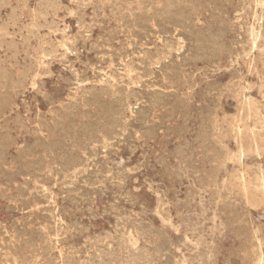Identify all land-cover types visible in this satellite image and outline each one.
Segmentation results:
<instances>
[{
  "label": "rangeland",
  "instance_id": "1",
  "mask_svg": "<svg viewBox=\"0 0 264 264\" xmlns=\"http://www.w3.org/2000/svg\"><path fill=\"white\" fill-rule=\"evenodd\" d=\"M132 1L133 2H131V0H1L0 253H2L1 255L3 257L0 255V264H20L21 262V264H52V261H55L53 264H91L93 261L95 264L97 261V264H119V261L120 264H212V262L213 264H264V187H262L263 185H261L259 180L260 172L264 174V34L257 39L252 37L253 33L259 31L262 22L264 25V0H174L177 7L179 6L178 10H182L181 12L185 21V24L183 23L182 26L173 22L175 14L172 11H166V16L169 21L166 23L161 21V13L165 12L164 0ZM144 2H148V4L145 3L144 5L146 6H144ZM116 4L123 7H118ZM152 6L156 8H152ZM120 8H122V11ZM110 10L111 12H109ZM184 10L186 12H184ZM212 10L213 12H211ZM134 12H136V15ZM137 13L140 14L137 15ZM134 15L137 20H134ZM128 16L130 17L128 18ZM140 16L143 18L140 19ZM131 18H133V20ZM139 21H141L142 24ZM217 21L219 22L217 23ZM134 22L138 23L135 25ZM172 24L174 26H172ZM41 27L43 29H41ZM109 30L110 32L108 33ZM217 30L222 32L218 33ZM140 33H142V35ZM104 41L106 42L104 43ZM199 41L200 45L197 44ZM202 41L203 43L201 44ZM208 43L210 44L209 46ZM132 45L136 46L133 47ZM197 45H199V47H196ZM189 46L190 48H188ZM215 47L218 50H216ZM220 50L221 53L219 54ZM214 53L215 56H213ZM151 56L156 58L152 59ZM198 56L200 58H198ZM203 56L205 60H203V58L201 59ZM151 61H153V63ZM182 61H185V63ZM138 63L141 64L139 65ZM147 63L148 65L145 66ZM177 63L178 65L176 66L175 64ZM213 63L215 64L213 65ZM142 66L145 67L143 68ZM147 72L150 73L149 76ZM143 73H146V75ZM142 74L144 75L143 77L141 76ZM179 75H181V77ZM167 77H170L173 82ZM155 82H157L159 86ZM177 86H179L178 89ZM132 90H134V93ZM180 91L182 93H180ZM91 94H93V96ZM149 94H155L157 96L153 95L152 97ZM62 99L63 102H61ZM75 102L79 103V105ZM84 102L88 104H83ZM98 103H100V105ZM180 103H183L182 106ZM172 106L175 108H173L174 112L171 111ZM103 107L106 108L104 109ZM115 113L122 117L117 116ZM158 113L160 115H158ZM187 113L189 115L185 121L184 117H186ZM103 115L104 117H102ZM123 115L125 116L123 117ZM169 115L171 118L166 119ZM206 116H208V118ZM114 119L116 120L115 122ZM144 119L147 122L150 119L151 121L147 123ZM163 119L165 120L163 121ZM119 120L121 121L119 122ZM206 120L207 122L204 123ZM186 122L189 123L187 124ZM170 125L174 128H171ZM108 126L111 128L108 129ZM116 126L119 127L116 128ZM142 127L144 129H142ZM150 127L153 129L156 128L154 130L157 132L153 129L152 131ZM157 127L160 128L158 129ZM187 127L188 129L190 128V130H188ZM112 128H114V132ZM162 128H165V131H161ZM148 129L151 130L152 133L155 132V134L152 135L151 132H148ZM167 129L168 132H166ZM176 129L179 131L177 132ZM140 130L142 131L140 132ZM118 132H122L123 135ZM136 132L138 133L136 134ZM110 133L113 136L112 138ZM165 134L167 135L165 136ZM177 134H179L178 136L181 141L178 140ZM208 134L209 136H207ZM128 136L131 137L130 140ZM149 136L154 137V139H151V137L149 139ZM88 137H90V139H88ZM137 137L139 139H137ZM206 137L207 141H205ZM35 142L38 143L35 144ZM128 144L130 145L128 146ZM47 147L48 149H46ZM206 147L208 149H206L207 151L205 152ZM181 148L185 149L182 150ZM195 148L199 149L196 150ZM193 149L196 151H193ZM257 149L259 152H256ZM21 150H23L22 153ZM47 150H50V152ZM181 150L183 152H181ZM191 151L193 153H191ZM69 152L73 157L70 156ZM90 152L92 153L89 154ZM93 152L95 153L93 154ZM202 152L204 155L201 154ZM63 153H66L65 156ZM177 153L179 157H177ZM191 154L193 156H191ZM74 155L76 156L74 157ZM159 157L161 163H159ZM40 158L41 160H39ZM186 158H190L187 164ZM202 158L204 161L201 160ZM26 160L31 162H25ZM11 161H13V164ZM17 161H19V164H17ZM163 161L165 163H163ZM67 163L69 164L67 165ZM160 164L161 166H159ZM211 164L213 165L211 166ZM166 165L170 170L167 169ZM210 166L213 168L211 169ZM66 167L69 169L67 170ZM186 167H190L191 169L188 168L185 170ZM152 168L154 169L152 170ZM191 170H193L194 174ZM207 171H209L210 174H208ZM196 172L197 174H195ZM179 173H181V175H179ZM169 174L171 177L174 174L173 178L169 177ZM111 175L113 176L111 177ZM35 176L38 177L34 178ZM162 176L164 178H161ZM196 177H199L198 182ZM46 179L50 180L47 181ZM124 180H126V182ZM38 181H40L39 184L37 183ZM89 183L91 184L89 185ZM111 183H113V185ZM188 183L190 186H188ZM201 183H204V185ZM27 184H29V187ZM241 185L244 187H241ZM27 187H33L34 189L30 190ZM40 191L41 193L39 194ZM22 192L24 193L22 194ZM34 192H36L34 196L36 197L37 195L36 199L33 196ZM27 194L30 197H28ZM69 194H71V196H69ZM78 196L80 197L78 198ZM198 196L200 199L197 198ZM155 197L160 199H158L159 202ZM28 198L29 200H27ZM37 199L39 200L37 201ZM40 199L42 202H40ZM83 201H85V203ZM25 202L26 204H24ZM20 203H23L25 206ZM186 203H188L189 206ZM27 204H30V206L28 205L26 207ZM90 205L91 207H88ZM113 206H115L116 210ZM30 207L31 210L28 209ZM48 208L49 212H46L45 209L48 211ZM18 209L20 211H18ZM124 211L127 212L125 213ZM191 211L193 212L191 213ZM42 212L47 215L44 214V217ZM131 212L133 214H131ZM208 212H212L211 214H213V217L209 214L210 218L209 215H207ZM31 213H33V215H31ZM37 213L40 216H38ZM140 213L143 214L144 218ZM125 214L129 216L126 217L124 216ZM28 215H30V217H28ZM26 216L27 219H25ZM21 217L24 218L21 219ZM118 217H120V220ZM132 217L137 220V223ZM225 217L227 218L225 219ZM212 218L214 221H212ZM184 219H186V221H184ZM44 221H46V223ZM124 221L126 224H124L125 226L123 229V226L120 224L124 223ZM24 222H27L28 225ZM127 222L129 224L135 222V226H133L132 223L129 225ZM181 222H183L182 225H180ZM48 223L50 224L48 225ZM164 223L169 224L164 225ZM222 223L225 226L221 225L222 227H220V229L219 226ZM78 224H81L80 227H77L79 226ZM192 224H194V226ZM22 226L28 231L27 233L25 231L23 232ZM136 226H139V228ZM39 227L41 228L40 230L37 229ZM189 227H191V230ZM15 228H17L19 233ZM147 228H150V231ZM153 228H156L155 231H157L153 232ZM214 229L217 231L215 230L213 233ZM85 230L88 232H85ZM49 231L50 233H48ZM76 231L78 232L76 233ZM146 231L147 233H145ZM196 231L198 232L195 233ZM15 232H17V234H15ZM229 232H232L231 235ZM20 234L24 235L23 238ZM40 234L42 235L41 237H39ZM46 234H49V236ZM212 234L214 235L212 236ZM96 235L100 236L98 237ZM114 235L119 236L115 237ZM139 235L141 237H139ZM107 236H109V238ZM167 236H170V239H168ZM220 236L221 238H219ZM52 237L54 238L52 239ZM100 237H102L101 240ZM44 238L48 241L46 242ZM33 239L34 243H32ZM49 239H52V241ZM171 239L172 241H169ZM40 240L44 241L41 242ZM121 240H123V242L126 241L123 243ZM2 241L4 243L6 242L5 244H7L8 241V245H3L4 243ZM106 241L108 242L105 244ZM182 241H185L186 244H182ZM46 243H49V246ZM98 243H100V245H98ZM117 243L119 245L116 246ZM180 243L181 245L179 246L178 244ZM19 244L22 249L19 247ZM182 245L183 247H181ZM6 246L10 248L7 249ZM84 246L89 248H85ZM127 246L128 251L124 249ZM156 246H162L161 249L165 252L159 250V247L156 248ZM44 247L47 249V252ZM151 247L155 248L157 252ZM200 249L201 252L199 251ZM29 250H34L36 253H32L33 251L30 253ZM90 250H95L94 254L98 257H94L93 252L90 253ZM108 250L109 253H112L109 254ZM39 251H42V256L39 254ZM43 251L45 253H43ZM145 251L146 253H144ZM171 251H173V253L175 252L174 255ZM100 252L106 254H101ZM148 252L149 254H147ZM140 253H142V255ZM150 253L152 254L151 256ZM38 254L40 257H38ZM106 255L109 257H106ZM29 257L31 258L30 261ZM128 257L135 261L132 262L133 260H128ZM228 257L231 258L229 259ZM69 258L73 259L70 260ZM125 259L129 262L127 260L125 261ZM47 260H49L48 263ZM72 260H74V262ZM82 260L86 261L84 262ZM148 260H150V263ZM171 260L173 261L171 262ZM6 261L9 262L7 263Z\"/></svg>",
  "mask_w": 264,
  "mask_h": 264
},
{
  "label": "bare ground",
  "instance_id": "2",
  "mask_svg": "<svg viewBox=\"0 0 264 264\" xmlns=\"http://www.w3.org/2000/svg\"><path fill=\"white\" fill-rule=\"evenodd\" d=\"M120 1H121V0H120ZM141 1H142V0H141ZM146 1H148V0H146ZM157 1H158V0H157ZM164 1H165V12H162V13H161V21H162L163 23H166L167 21H169V20H168V17L166 16V14H167L166 11H172V12L175 14L173 22L182 26L183 23L185 22V21H184V18H183V14H182V12H181L182 10H181V11L178 10V7H179V6L177 7V5H176V3L174 2V0H164ZM164 1H163V2H164ZM0 2H1V0H0ZM131 2H133V1L131 0ZM153 2H154V1H153ZM184 2H185V1H184ZM121 3H122V2H121ZM124 3H125V1H124ZM145 3L148 4V2H144L143 5H144ZM149 3H150V2H149ZM191 3H192V1H191ZM111 4H112V3H111ZM138 4H139V3H138ZM192 4H193V3H192ZM109 5H110V4H109ZM113 5H114V4H113ZM121 5H122V4H121ZM163 5H164V4H163ZM193 5H194V4H193ZM116 6H118V5L116 4ZM119 6H120V5H119ZM119 6H118V7H119ZM133 6H134V5H133ZM137 6H138V5H137ZM137 6H136V7H137ZM144 6H146V5H144ZM147 6H148V5H147ZM149 6H150V4H149ZM184 6H185V5H184ZM184 6H183V7H184ZM202 6H203V5H202ZM215 6H216V5H215ZM111 7H112V6H111ZM120 7H123V6H120ZM129 7H130V6H129ZM131 7H132V6H131ZM183 7H180V8H183ZM185 7H186V6H185ZM185 7H184V8H185ZM191 7H192V6H191ZM191 7H190V8H191ZM218 7H219V6H218ZM113 8H114V6H113ZM152 8H156V7H153V6H152ZM158 8H159V6H158ZM251 8H252V7H251ZM255 8H256V7H255ZM120 9H121V11H122V8H120ZM133 9H134V8H133ZM133 9H132V10H133ZM149 9H150V8H149ZM219 9H220V8H219ZM113 10H114V9H113ZM141 10H142V9H141ZM114 11H116V10H114ZM114 11H112V12H114ZM117 11H118V10H117ZM136 11H137V10H136ZM138 11H139V10H138ZM94 12H95V11H94ZM109 12H111V10H110ZM131 12H132V11H131ZM131 12H130V13H131ZM184 12H186V11L184 10ZM211 12H213V10H212ZM79 13H80V12H79ZM134 13H135V15H136V12H134ZM140 13H141V12H140ZM140 13H139V14H140ZM142 13H144V12H142ZM153 13H154V12H153ZM103 14H104V12H103ZM103 14H102V15H103ZM126 14H127V13H126ZM139 14L137 13V15H139ZM144 14H145V13H144ZM171 14H172V13H171ZM42 15H43V14H42ZM88 15H89V14H88ZM93 15H94V14H93ZM113 15H114V14H113ZM124 15H125V12H124ZM128 15H130V14H128ZM132 15H133V13H132ZM135 15H134V20L136 19V18H135ZM141 15H142V14H141ZM152 15H153V14H152ZM156 15H157V14H156ZM156 15H155V16H156ZM158 15H160V14H158ZM234 15H235V14H234ZM91 16H92V15H91ZM126 16H127V15H126ZM147 16H148V15H147ZM225 16H226V15H225ZM43 17H44V16H43ZM122 17H124V16H122ZM129 17H130V16H128V18H129ZM156 17H157V16H156ZM156 17H155V18H156ZM217 17H219V16H217ZM228 17H229V16H228ZM17 18H18V17H17ZM100 18H102V17H100ZM124 18H126V17H124ZM138 18H139V16H138ZM141 18H143V17L140 16V19H141ZM155 18H154V19H155ZM209 18H210V17H209ZM97 19H98V18H97ZM103 19H104V18H103ZM122 19H123V18H122ZM131 19L133 20V18H131ZM146 19H147V18H146ZM126 20H127V19H126ZM136 20H137V19H136ZM147 20H148V19H147ZM150 20H151V19H150ZM189 20H190V19H189ZM17 21H18V20H17ZM51 21H52V20H51ZM76 21H77V20H76ZM99 21H100V20H99ZM155 21H156V20H155ZM161 21H160V22H161ZM260 21H261V20H260ZM54 22H55V21H54ZM104 22H105V21H104ZM116 22H117V20H116ZM123 22H124V21H123ZM129 22H130V21H129ZM132 22H133V21H132ZM139 22L141 23V21H139ZM218 22H219V21H217V23H218ZM100 23H101V22H100ZM137 23H138V22H137ZM137 23L134 22L135 25H136ZM140 23H139V24H140ZM150 23H151V21H150ZM163 23H162V24H163ZM207 23H208V22H207ZM101 24H102V23H101ZM125 24H126V23H125ZM128 24H130V23H128ZM141 24H142V23H141ZM141 24H140V25H141ZM145 24H147V23H145ZM156 24H157V23H156ZM176 24H175V25H176ZM184 24H185V23H184ZM220 24H221V23H220ZM220 24H219V25H220ZM126 25H127V24H126ZM147 25H148V24H147ZM147 25H146V26H147ZM153 25H154V24H153ZM209 25H210V23H209ZM68 26H69V25H68ZM76 26H77V25H76ZM127 26H128V25H127ZM130 26H132V25H130ZM130 26H129V27H130ZM157 26H158V25H157ZM172 26H174V25L172 24ZM177 26H178V25H177ZM247 26H248V25H247ZM44 27H45V26H44ZM123 27H126V26H123ZM140 27H141V26H140ZM165 27H166V26H165ZM169 27H170V26H169ZM211 27H212V26H211ZM211 27H210V28H211ZM116 28H117V27H116ZM208 28H209V27H208ZM222 28H223V27H222ZM225 28H226V27H225ZM263 28H264V25H263V22H262V24H261L260 27H259V31H257L256 33H253V34H252V37L255 38V39H257L258 37H262V35L264 34V30H263ZM41 29H43V28L41 27ZM152 29H153V28H152ZM188 29H189V28H188ZM188 29H187V30H188ZM196 29H197V27H196ZM223 29H224V28H223ZM135 30H136V28H135ZM138 30H139V29H138ZM138 30H137V31H138ZM162 30H163V29H162ZM172 30H173V29H172ZM172 30H170V31H172ZM211 30H212V29H211ZM211 30H209V31H211ZM219 30H220V29H219ZM247 30H249V29H247ZM111 31H113V30H111ZM117 31H118V30H117ZM141 31H142V30H141ZM165 31H166V30H165ZM190 31H191V30H190ZM193 31H194V29H193ZM200 31H201V30H200ZM217 31H218V30H217ZM226 31H227V30H226ZM245 31H246V30H245ZM31 32H32V31H31ZM109 32H110V30L108 31V33H109ZM113 32H114V31H113ZM119 32H120V31H119ZM127 32H128V31H127ZM132 32H133V31H132ZM220 32H222V31H220ZM220 32L218 31V33H220ZM142 33H143V32H142ZM142 33H140V34L142 35ZM175 33H176V31H175ZM189 33H190V32H189ZM208 33H209V32H208ZM36 34H37V33H36ZM129 34H130V33H129ZM137 34H138V32H137ZM169 34H170V33H169ZM183 34H184V32H183ZM197 34H198V33H197ZM211 34H212V33H211ZM213 34H214V33H213ZM221 34H222V33H221ZM39 35H40V34H39ZM107 35H108V34H107ZM135 35H136V34H135ZM143 35H144V33H143ZM209 35H210V34H209ZM214 35H215V34H214ZM29 36H30V35H29ZM100 36H101V35H100ZM116 36H117V35H116ZM215 36H216V35H215ZM215 36H213V37H215ZM138 37H139V34H138ZM154 37H155V36H154ZM180 37H181V36H180ZM192 37H193V36H192ZM106 38H107V37H106ZM201 38H203V37H201ZM201 38H199V39H201ZM204 38H205V37H204ZM236 38H237V37H236ZM96 39H97V38H96ZM135 39H136V38H135ZM179 39H180V38H179ZM25 40H26V39H25ZM86 40H87V39H86ZM136 40H137V39H136ZM147 40H148V39H147ZM150 40H151V39H150ZM131 41H133V40H131ZM151 41H153V40H151ZM158 41H159V40H158ZM158 41H157V42H158ZM182 41H183V40H182ZM203 41H204V40H203ZM203 41L201 42V44L203 43ZM211 41H212V39H211ZM215 41H216V40H215ZM105 42H106V41H104V43H105ZM111 42H112V41H111ZM126 42H127V40H126ZM136 42H137V41H136ZM195 42H196V41H195ZM209 42H210V41H209ZM11 43H12V42H11ZM139 43H140V42H139ZM148 43H149V42H148ZM171 43H172V42H171ZM216 43H217V42H216ZM83 44H84V43H83ZM140 44H141V43H140ZM146 44H147V43H146ZM154 44H155V43H154ZM197 44L200 45V41H199V43H197ZM206 44H207V41H206ZM248 44H249V43H248ZM7 45H8V44H7ZM12 45H13V44H12ZM90 45H91V44H90ZM107 45H108V44H107ZM133 45H134V44H133ZM133 45H132V46H133ZM136 45H137V43H136ZM136 45H135V46H136ZM138 45H139V44H138ZM170 45H171V44H170ZM181 45H183V44H181ZM199 45H197L196 47H199ZM209 45H210V44L208 43V46H209ZM112 46H114V45H112ZM132 46H131V47H132ZM135 46H133V47H135ZM166 46H167V45H166ZM214 46H215V45H214ZM216 46H217V45H216ZM250 46H251V45H250ZM110 47H111V46H110ZM127 47H129V46H127ZM133 47H132V48H133ZM139 47H140V46H139ZM145 47H146V46H145ZM192 47H193V46H192ZM192 47H191V48H192ZM212 47H213V46H212ZM94 48H95V47H94ZM118 48H119V47H118ZM124 48H125V47H124ZM132 48H131V49H132ZM157 48H158V47H157ZM188 48H190V46H189ZM201 48H203V47H201ZM213 48H214V47H213ZM219 48H220V47H219ZM224 48H225V47H224ZM107 49H108V48H107ZM158 49H159V48H158ZM195 49H197V48H195ZM215 49H216V47H215ZM232 49H233V48H232ZM64 50H65V49H64ZM104 50H105V49H104ZM127 50H128V49H127ZM135 50H136V49H135ZM139 50H141V49H139ZM174 50H175V47H174ZM187 50H188V49H187ZM190 50H191V49H190ZM206 50H207V49H206ZM216 50H218V49H216ZM253 50H254V49H253ZM71 51H72V50H71ZM77 51H78V50H77ZM123 51H124V50H123ZM131 51H132V50H131ZM163 51H164V50H163ZM175 51H176V50H175ZM177 51H178V49H177ZM191 51H192V50H191ZM195 51H196V50H195ZM198 51H199V50H198ZM198 51H197V52H198ZM202 51H203V50H202ZM97 52H98V51H97ZM133 52H134V51H133ZM144 52H145V51H144ZM197 52H196V53H197ZM204 52H206V51H204ZM211 52H212V51H211ZM213 52H215V51H213ZM218 52H219V51H218ZM252 52H253V51H252ZM95 53H96V52H95ZM121 53H122V52H121ZM123 53L125 54V51H124ZM128 53H129V52H128ZM146 53H147V52H146ZM146 53H145V54H146ZM159 53H160V52H159ZM220 53H221V50H220L219 54H220ZM4 54H5V53H4ZM96 54H97V53H96ZM149 54H150V52H149ZM162 54H163V53H162ZM175 54H176V53H175ZM198 54H199V52H198ZM203 54H205V53H203ZM216 54H217V53H216ZM25 55H26V54H25ZM94 55H95V54H94ZM101 55H102V54H101ZM110 55H111V54H110ZM122 55H123V54H122ZM126 55H127V53H126ZM146 55H147V54H146ZM152 55H153V54H152ZM165 55H166V54H165ZM195 55H196V54H195ZM195 55H194V56H195ZM209 55H210V54H209ZM47 56H48V55H47ZM95 56H96V55H95ZM136 56H137V55H136ZM140 56H141V55H140ZM153 56H154V55H153ZM160 56H161V55H160ZM213 56H215V53H214ZM11 57H12V56H11ZM33 57H34V56H33ZM104 57H105V56H104ZM104 57H103V58H104ZM126 57H128V56H126ZM146 57H147V56H146ZM151 57H152V56H151ZM168 57H169V56H168ZM172 57H173V56H172ZM195 57H196V56H195ZM217 57H218V56H217ZM217 57H215V58H217ZM96 58H97V57H96ZM153 58H156V57H152V59H153ZM183 58H185V57H183ZM198 58H200V57L198 56ZM202 58H203V60H205L204 56L201 57V59H202ZM207 58H208V57H207ZM212 58H214V57H212ZM212 58H211V59H212ZM30 59H31V58H30ZM30 59H29V60H30ZM122 59H123V58H122ZM193 59H194V57H193ZM201 59H199V60L202 61ZM23 60H24V59H23ZM33 60H34V59H33ZM172 60H173V59H172ZM34 61H35V60H34ZM79 61H80V60H79ZM102 61H103V60H102ZM153 61H155V60H153ZM153 61H151V62L153 63ZM173 61H174V60H173ZM185 61H187V60H185ZM185 61H182V62L185 63ZM191 61H192V60H191ZM193 61H194V60H193ZM133 62H134V61H133ZM176 62H177V61H176ZM187 62H188V61H187ZM195 62H197V61H195ZM236 62H237V61H236ZM144 63H145V62H144ZM148 63H149V62H148ZM148 63L145 64V66H147ZM152 63H149V64H152ZM192 63H193V62H192ZM217 63H218V62H217ZM133 64H134V63H133ZM136 64H137V63H136ZM138 64H139V63H138ZM140 64H141V63H140ZM140 64H139V65H140ZM214 64H215V63H213V65H214ZM87 65H88V64H87ZM97 65H98V64H97ZM143 65H144V64H143ZM155 65H156V64H155ZM164 65H165V64H164ZM175 65L177 66L178 63L175 64ZM145 66H142V67L144 68ZM248 66H249V65H248ZM101 67H102V66H101ZM165 67H167V66H165ZM178 67H179V66H178ZM178 67H176V68H178ZM43 68H44V67H43ZM98 68H99V66H98ZM148 68H149V67H148ZM173 68H174V67H173ZM229 68H230V67H229ZM137 69H138V68H137ZM171 69H172V67H171ZM45 70H46V69H45ZM76 70H77V69H76ZM141 70H142V69H141ZM146 70H147V69H146ZM25 71H26V70H25ZM137 71H138V70H137ZM147 71H148V70H147ZM4 72H5V71H4ZM27 72H29V71H27ZM149 72H150V71H149ZM29 73H30V72H29ZM109 73H110V72H109ZM141 73H142V72H141ZM147 73H148V72H147ZM21 74H22V73H21ZM48 74H49V73H48ZM92 74H93V73H92ZM143 74H144V73H143ZM143 74L141 75L142 77H143L144 75H146V73H145L144 75H143ZM149 74H150V73H148V76H149ZM165 74H166V73H165ZM178 74H179V73H178ZM192 74H194V73H192ZM4 75H5V74H4ZM95 75H96V74H95ZM21 76H22V75H21ZM27 76H29V75H27ZM139 76H140V75H139ZM152 76H153V75H152ZM159 76H160V75H159ZM179 76L181 77V75H179ZM186 76H187V75H186ZM203 76H204V74H203ZM145 77H146V76H145ZM5 78H6V77H5ZM5 78H4V79H5ZM91 78H92V77H91ZM167 78H168V77H167ZM171 78H172V75H171ZM10 79H11V78H10ZM18 79H19V78H18ZM26 79H27V78H26ZM30 79H31V78H30ZM153 79H154V78H153ZM161 79H162V78H161ZM161 79H160V80H161ZM168 79H170V77H169ZM176 79H177V78H176ZM183 79H184V78H183ZM208 79H209V78H208ZM23 80H24V79H23ZM27 80H28V79H27ZM27 80H26V81H27ZM117 80H118V79H117ZM136 80H137V79H136ZM170 80H171V79H170ZM177 80H178V79H177ZM120 81H121V80H120ZM139 81H140V80H139ZM171 81H172V80H171ZM11 82H12V81H11ZM23 82H25V81H23ZM117 82H118V81H117ZM164 82H165V81H164ZM172 82H173V81H172ZM174 82H175V81H174ZM201 82H202V81H201ZM8 83H9V82H8ZM155 83L157 84V82H155ZM187 83H188V80H187ZM246 83H247V82H246ZM29 84H31V83H29ZM74 84H75V83H74ZM110 84H111V83H110ZM123 84H124V83H123ZM173 84H175V83H173ZM182 84H183V82H182ZM247 84H248V83H247ZM15 85H16V84H15ZM20 85H21V84H20ZM22 85H23V84H22ZM24 85H25V84H24ZM157 85H158V84H157ZM157 85H156V87H157ZM158 86H159V85H158ZM187 86H189V85H187ZM35 87H36V86H35ZM91 87H92V86H91ZM124 87H125V86H124ZM164 87H165V86H164ZM178 87H179V86H177V89H178ZM180 87H181V86H180ZM189 87H190V86H189ZM209 87H210V86H209ZM31 88H32V87H31ZM71 88H72V87H71ZM93 88H94V87H93ZM99 88H100V87H99ZM127 88H128V87H127ZM95 89H96V88H95ZM95 89H94V90H95ZM100 89H101V88H100ZM124 89H125V88H124ZM175 89H176V88H175ZM177 89H176V90H177ZM192 89H195V88H192ZM207 89H208V87H207ZM67 90H68V89H67ZM91 90H92V89H91ZM107 90H108V89H107ZM112 90H113V89H112ZM125 90H126V89H125ZM219 90H220V89H219ZM89 91H90V89H89ZM102 91H103V89H102ZM118 91H119V90H118ZM149 91H151V90H149ZM165 91H166V90H165ZM173 91H174V90H173ZM106 92H107V91H106ZM108 92H109V91H108ZM132 92L134 93V90H132ZM153 92H154V91H153ZM257 92H258V91H257ZM90 93H91V92H90ZM90 93H89V94H90ZM96 93H97V92H96ZM98 93H100V92H98ZM180 93H182V92L180 91ZM185 93H186V92H185ZM185 93H184V94H185ZM5 94H6V93H5ZM108 94H109V93H108ZM129 94H130V93H129ZM138 94H139V93H138ZM162 94H163V93H162ZM81 95H82V94H81ZM91 95L93 96V94H91ZM147 95H148V94H147ZM149 95H150V94H149ZM153 95H155V94H153ZM153 95H150V96L153 97ZM158 95H160V94H158ZM163 95H165V94H163ZM177 95H178V94H177ZM177 95H176V97H177ZM208 95H209V94H208ZM122 96H123V95H122ZM122 96H121V97H122ZM124 96H125V95H124ZM135 96H136V95H135ZM155 96H157V95H155ZM155 96H154V97H155ZM71 97H72V96H71ZM83 97H84V96H83ZM114 97H115V96H114ZM131 97H132V96H131ZM148 97H149V96H148ZM164 97H166V96H164ZM178 97H179V96H178ZM192 97H193V96H192ZM50 98H51V97H50ZM61 98H62V97H61ZM65 98H66V97H65ZM122 98H123V97H122ZM156 98H157V97H156ZM47 99H48V98H47ZM114 99H115V98H114ZM175 99H176V98H175ZM190 99H191V97H190ZM211 99H212V98H211ZM48 100H49V99H48ZM81 100H82V98H81ZM86 100H87V99H86ZM86 100H85V101H86ZM97 100H98V99H97ZM97 100H96V101H97ZM112 100H113V98H112ZM116 100H117V99H116ZM125 100H126V99H125ZM138 100H139V99H138ZM164 100H165V99H164ZM182 100H183V99H182ZM191 100H192V99H191ZM221 100H222V99H221ZM236 100H237V99H236ZM263 100H264V97H263ZM1 101H2V100H1ZM67 101H69V100H67ZM96 101H95V102H96ZM110 101H111V100H110ZM152 101H153V100H152ZM170 101H171V100H170ZM179 101H180V100H179ZM210 101H211V100H210ZM212 101H213V100H212ZM3 102H4V101H3ZM61 102H63V99H62ZM89 102H90V101H89ZM99 102H100V101H99ZM112 102H113V101H112ZM173 102H174V101H173ZM173 102H172V103H173ZM177 102H178V101H177ZM180 102H181V101H180ZM183 102H184V101H183ZM191 102H192V101H191ZM47 103H48V102H47ZM75 103H76V102H75ZM75 103H74V104H75ZM108 103H109V102H108ZM175 103H176V102H175ZM53 104H54V103H53ZM71 104H72V103H71ZM76 104L79 105V103H76ZM83 104H86V105H87L88 103H85V102H84ZM98 104L100 105V103H98ZM123 104H124V101H123ZM126 104H127V102H126ZM150 104H151V103H150ZM178 104H179V103H178ZM180 104H181V103H180ZM182 104H183V103H182ZM182 104H181V106H182ZM57 105H58V104H57ZM86 105H85V106H86ZM92 105H93V104H92ZM108 105H109V104H108ZM158 105H159V104H158ZM164 105H165V104H164ZM172 105H173V104H172ZM175 105H177V104H175ZM184 105H185V104H184ZM197 105H198V104H197ZM97 106H98V105H97ZM116 106H117V105H116ZM124 106H125V104H124ZM186 106H187V105H186ZM188 106H189V105H188ZM48 107H49V106H48ZM71 107H72V106H71ZM98 107H99V106H98ZM168 107H169V106H168ZM103 108H104V107H103ZM105 108H106V107H105ZM105 108H104V109H105ZM108 108H109V107H108ZM108 108H107V110H108ZM114 108H115V107H114ZM148 108H150V107H148ZM153 108H154V107H153ZM173 108H174V107L172 106V110H171V111L174 112ZM176 108H177V107H176ZM72 109H74V108H72ZM96 109H98V108H96ZM115 109H117V108H115ZM166 109H167V108H166ZM166 109H165V110H166ZM174 109H175V108H174ZM102 110H103V109H102ZM117 110H118V109H117ZM117 110H116V111H117ZM121 110H122V109H121ZM180 110H181V109H180ZM182 110H183V109H182ZM145 111H146V110H145ZM155 111H156V109H155ZM175 111H176V110H175ZM213 111H214V110H213ZM58 112H59V110H58ZM88 112H89V111H88ZM122 112H123V111H122ZM147 112H150V111H147ZM153 112H154V110H153ZM162 112H163V111H162ZM167 112H168V110H167ZM178 112H180V111H178ZM188 112H189V111H188ZM200 112H202V111H200ZM210 112H211V111H210ZM60 113H61V112H60ZM108 113H109V112H108ZM129 113H130V112H129ZM155 113H156V112H155ZM88 114H89V113H88ZM90 114H91V113H90ZM93 114H94V113H93ZM97 114H98V113H97ZM105 114H106V113H105ZM109 114H110V113H109ZM115 114H116V113H115ZM121 114H122V113H121ZM123 114H124V112H123ZM172 114H173V113H172ZM175 114H177V113H175ZM181 114H182V113H181ZM183 114H186V113H183ZM69 115H70V114H69ZM116 115L122 117V116L119 115V114H116ZM135 115H136V114H135ZM137 115H138V114H137ZM148 115H149V114H148ZM153 115H154V114H153ZM158 115H160V114L158 113ZM170 115H171V114H170ZM170 115H169V116H170ZM179 115H180V114H179ZM188 115H189V114L187 113L186 117H184V120L187 119V116H188ZM197 115H198V114H197ZM72 116H73V115H72ZM85 116H86V115H85ZM88 116H89V115H88ZM124 116H125V115H123V117H124ZM164 116H165V115H164ZM164 116H163V117H164ZM169 116H168V118H166V119L171 118V116H170V117H169ZM172 116H173V115H172ZM182 116H184V115H182ZM191 116H192V115H191ZM201 116H203V115H201ZM56 117H57V116H56ZM96 117H97V115H96ZM98 117H99V116H98ZM102 117H104V115H103ZM115 117H116V116H115ZM152 117H153V116H152ZM173 117H174V116H173ZM179 117H180V116H179ZM192 117H193V116H192ZM206 117L208 118V116H206ZM209 117H210V116H209ZM60 118H61V117H60ZM99 118H100V117H99ZM99 118H98V120H99ZM111 118H112V117H111ZM113 118H114V117H113ZM116 118H117V117H116ZM145 118H146V117H145ZM150 118H151V117H150ZM161 118H162V117H161ZM161 118H160V119H161ZM189 118H190V117H189ZM53 119H54V117H53ZM63 119H64V118H63ZM89 119H90V118H89ZM100 119H101V118H100ZM103 119H104V118H103ZM106 119H107V118H106ZM118 119H120V118H118ZM123 119H124V118H123ZM141 119H142V118H141ZM157 119H158V118H157ZM172 119H173V118H172ZM104 120H105V119H104ZM125 120H126V119H125ZM125 120H122V121H125ZM130 120H131V119H130ZM144 120H145V119H144ZM144 120H142V121H144ZM152 120H153V119H152ZM164 120H165V119H163V121H164ZM170 120H171V119H170ZM176 120H177V119H176ZM181 120H182V119H181ZM112 121H113V119H112ZM115 121H116V120L114 119V122H115ZM120 121H121V120H119V122H120ZM138 121H139V120H138ZM145 121H146V120H145ZM149 121H151V119H150ZM149 121H148V122H149ZM153 121H154V120H153ZM159 121H160V120H159ZM166 121H167V120H166ZM185 121H186V120H185ZM187 121H188V120H187ZM194 121H195V120H194ZM249 121H250V120H249ZM55 122H56V121H55ZM146 122H147V121H146ZM148 122H147V123H148ZM157 122H158V121H157ZM174 122H175V121H174ZM205 122H207V120L204 121V123H205ZM76 123H77V122H76ZM83 123H84V121H83ZM95 123H96V122H95ZM98 123H99V122H98ZM106 123H107V121H106ZM160 123H161V122H160ZM186 123H187V122H186ZM188 123H189V122H188ZM188 123H187V124H188ZM72 124H74V123H72ZM77 124H78V123H77ZM89 124H90V122H89ZM104 124H105V123H104ZM117 124H118V123H117ZM155 124H156V123H155ZM172 124H173V123H172ZM174 124H176V123H174ZM111 125H113V124H111ZM120 125H121V123H120ZM124 125H125V124H124ZM128 125H129V124H128ZM176 125H177V124H176ZM202 125H203V124H202ZM82 126H83V125H82ZM88 126H89V125H88ZM88 126H87V127H88ZM98 126H99V125H98ZM100 126H101V125H100ZM105 126H106V125H105ZM139 126H140V125H139ZM148 126H149V125H148ZM168 126H169V124H168ZM170 126H171V125H170ZM41 127H42V125H41ZM113 127H114V126H113ZM117 127H119V126H116V128H117ZM145 127H146V126H145ZM160 127H161V126H160ZM160 127H157V128L159 129ZM164 127H165V126H164ZM77 128H78V127H77ZM81 128H83V127H81ZM93 128H94V127H93ZM110 128H111V127L108 126V129H110ZM121 128H122V127H121ZM150 128H151V127H150ZM168 128H170V127H168ZM171 128H174V127L171 126ZM51 129H52V128H51ZM78 129H79V128H78ZM97 129H98V127H97ZM113 129H114V128H112V130H113ZM134 129H135V128H134ZM142 129H144V128L142 127ZM152 129H153V128H151V130H152ZM154 129H156V128H154ZM154 129H153V130H154ZM181 129H183V128H181ZM187 129H188V127H187ZM187 129H186V131H187ZM198 129H199V128H198ZM202 129H203V128H202ZM202 129H201V130H202ZM211 129H212V128H211ZM34 130H35V129H34ZM65 130H66V129H65ZM103 130H104V128H103ZM112 130H111V131H112ZM116 130H117V129H116ZM127 130H128V129H127ZM136 130H137V129H136ZM146 130H147V128H146ZM146 130H144V131H146ZM148 130H149V129H148ZM151 130H149L148 132H151V133H152L153 130H152V131H151ZM163 130L165 131V128H164V129L162 128L161 131H163ZM188 130H190V128H189ZM75 131H76V130H75ZM83 131H84V130H83ZM122 131H124V130H122ZM141 131H142V130H140V132H141ZM154 131H155V130H154ZM169 131H170V130H169ZM176 131H177V129H176ZM178 131H179V130H178ZM178 131H177V132H178ZM180 131H182V130H180ZM186 131H185V132H186ZM202 131H203V130H202ZM204 131H206V130H204ZM212 131H213V130H212ZM24 132H25V131H24ZM34 132H35V131H34ZM70 132H71V129H70ZM86 132H87V130H86ZM102 132H103V131H102ZM113 132H114V130H113ZM138 132H139V131H138ZM138 132H136V134H137ZM155 132H157V131H155ZM155 132L152 133V135L155 134ZM159 132H160V131H159ZM166 132H168V129H167ZM172 132H173V131H172ZM185 132H184V133H185ZM28 133H29V132H28ZM98 133H99V132H98ZM115 133H116V132H115ZM118 133H121V134L123 135L122 132H118ZM144 133H145V132H144ZM163 133H164V132H163ZM180 133H181V132H180ZM180 133H179V134H180ZM191 133H192V132H191ZM191 133H190V134H191ZM198 133H199V132H198ZM198 133H197V134H198ZM205 133H206V132H205ZM208 133H209V132H208ZM210 133H211V132H210ZM36 134H38V133H36ZM121 134H120V135H121ZM145 134H146V133H145ZM161 134H162V133H161ZM161 134H160V135H161ZM167 134H168V133H167ZM167 134H165V136H166ZM179 134H177V136H178ZM182 134H183V133H182ZM186 134H187V133H186ZM193 134H194V133H193ZM202 134H203V132H202ZM83 135H84V134H83ZM91 135H92V133H91ZM122 135H121V136H122ZM148 135H149V134H148ZM150 135H151V134H150ZM152 135H151V136H152ZM156 135H157V134H156ZM36 136H37V135H36ZM52 136H53V135H52ZM110 136H111V138L113 137L111 133H110ZM117 136H118V135H117ZM130 136H131V135H130ZM142 136H143V135H142ZM151 136H149L148 138L150 139ZM162 136H163V135H162ZM165 136H164V137H165ZM203 136H204V135H203ZM207 136H209V134H208ZM91 137H92V136H91ZM94 137H95V136H94ZM100 137H101V136H100ZM118 137H119V136H118ZM128 137H129V136H128ZM131 137H132V136H131ZM131 137H129V140L131 139ZM138 137H139V136H138ZM138 137H137V139H139ZM168 137H169V136H168ZM172 137H173V136H172ZM172 137H171V138H172ZM184 137H185V135H184ZM196 137H197V136H196ZM196 137H195V138H196ZM115 138H116V135H115ZM152 138L154 139V137H151V139H152ZM165 138H166V137H165ZM169 138H170V137H169ZM208 138H209V137H208ZM40 139H41V138H40ZM88 139H90V137H88ZM166 139H167V138H166ZM189 139H190V138H189ZM206 139H207V137L205 138V141H207ZM118 140H119V139H118ZM126 140H127V139H126ZM129 140H128V141H129ZM133 140H134V139H133ZM159 140H160V139H159ZM162 140H163V139H162ZM178 140H180V139H179V136H178ZM194 140H195V139H194ZM201 140H202V139H201ZM208 140H209V139H208ZM258 140H259V139H258ZM77 141H78V140H77ZM109 141H110V138H109ZM134 141H135V140H134ZM180 141H181V140H180ZM184 141H185V139H184ZM205 141H204V142H205ZM7 142H8V141H7ZM89 142H90V141H89ZM153 142H154V140H153ZM161 142H162V141H161ZM187 142H188V141H187ZM192 142H193V140H192ZM195 142H196V141H195ZM200 142H201V141H200ZM37 143H38V142H37ZM37 143L35 142V144H37ZM53 143H54V142H53ZM96 143H97V142H96ZM170 143H171V142H170ZM177 143H178V142H177ZM205 143H206V142H205ZM205 143H204V144H205ZM234 143H235V142H234ZM47 144H49V143H47ZM47 144H46V145H47ZM130 144H131V143H130ZM130 144H128V146H129ZM155 144H156V143H155ZM168 144H169V143H168ZM188 144H189V143H188ZM197 144H198V143H197ZM39 145H40V144H39ZM59 145H60V144H59ZM122 145H123V142H122ZM165 145H166V144H165ZM213 145H214V144H213ZM261 145H262V144H261ZM160 146H161V145H160ZM179 146H180V145H179ZM179 146H178V147H179ZM216 146H217V145H216ZM24 147H25V146H24ZM24 147H23V148H24ZM48 147H49V146H48ZM48 147H47L46 149H48ZM57 147H58V146H57ZM72 147H73V146H72ZM119 147H120V146H119ZM147 147H148V145H147ZM157 147H158V146H157ZM178 147H177V148H178ZM185 147H186V146H185ZM187 147H188V146H187ZM209 147H210V146H209ZM91 148H93V147H91ZM160 148H163V147H160ZM179 148H180V147H179ZM42 149H43V148H42ZM49 149H50V147H49ZM74 149H75V148H74ZM86 149H87V147H86ZM95 149H96V148H95ZM117 149H118V148H117ZM129 149H130V147H129ZM134 149H135V148H134ZM152 149H153V147H152ZM181 149L183 150V149H185V148H181ZM187 149H188V148H187ZM190 149H191V148H190ZM195 149H196V148H195ZM195 149H193V151H194ZM197 149H199V148H197ZM197 149H196V150H197ZM206 149H208V148H207V147L205 148V152L207 151ZM213 149H214V148H213ZM218 149H219V148H218ZM29 150H30V149H29ZM72 150H73V149H72ZM84 150H85V149H84ZM147 150H148V148H147ZM147 150H146V151H147ZM154 150H155V149H154ZM154 150H153V151H154ZM162 150H163V149H162ZM176 150H177V149H176ZM182 150H181V152H183ZM196 150H195V151H196ZM202 150H204V149H202ZM22 151H23V150H21V153H22ZM26 151H27V149H26ZM26 151H25V152H26ZM47 151L50 152V150H47ZM57 151H58V148H57ZM94 151H95V150H94ZM143 151H144V150H143ZM189 151H190V150H189ZM213 151H214V150H213ZM28 152H29V151H28ZM32 152H33V151H32ZM34 152H35V151H34ZM42 152H43V151H42ZM45 152H46V151H45ZM67 152H68V151H67ZM67 152H66V153H67ZM83 152H84V151H83ZM86 152H87V150H86ZM100 152H101V151H100ZM166 152H167V151H166ZM179 152H180V151H179ZM200 152H201V151H200ZM203 152H204V151H203ZM203 152H202L201 154L204 155ZM217 152H218V151H217ZM256 152H259L258 149L256 150ZM66 153H65V154H66ZM91 153H92V152H90L89 154H91ZM94 153H95V152H93V154H94ZM167 153H168V152H167ZM167 153H166V154H167ZM187 153H188V152H187ZM191 153H193V152L191 151ZM18 154H19V153H18ZM25 154H26V153H25ZM27 154H28V153H27ZM36 154H37V153H36ZM54 154H55V153H54ZM63 154H64V153H63ZM65 154H64V156H65ZM69 154H70V152H69ZM83 154H84V153H83ZM107 154H109V153H107ZM151 154H152V152H151ZM153 154H154V153H153ZM205 154H206V153H205ZM241 154H242V153H241ZM76 155H77V154H76ZM76 155H74V157H75ZM104 155H105V154H104ZM169 155H170V152H169ZM169 155H168V156H169ZM172 155H173V154H172ZM175 155H176V154H175ZM177 155H178V153H177ZM180 155H181V154H180ZM182 155H183V154H182ZM220 155H221V154H220ZM70 156H71V154H70ZM83 156H84V155H83ZM155 156H156V155H155ZM163 156H164V155H163ZM187 156H189V155H187ZM191 156H193V155L191 154ZM196 156H197V155H196ZM198 156H199V155H198ZM200 156H201V155H200ZM218 156H219V155H218ZM71 157H73V155H72ZM91 157H92V156H91ZM99 157H101V156H99ZM153 157H154V156H153ZM173 157H174V156H173ZM173 157H172V158H173ZM177 157H179V155H178ZM177 157H174V158H177ZM181 157H182V156H181ZM189 157H190V156H189ZM203 157H204V156H203ZM215 157H216V155H215ZM30 158H31V157H30ZM64 158H65V157H64ZM64 158H63V160H64ZM92 158H93V157H92ZM92 158H90V159H92ZM169 158H170V157H169ZM182 158H183V157H182ZM182 158H181V160H182ZM195 158H196V157H195ZM197 158H198V157H197ZM204 158H205V157H204ZM20 159H21V158H20ZM20 159H19V160H20ZM69 159H70V158H69ZM69 159H66V160H69ZM86 159H87V158H86ZM90 159H89V160H90ZM102 159H103V157H102ZM102 159H101V160H102ZM143 159H144V158H143ZM147 159H148V158H147ZM159 159H160V157H159ZM177 159H178V158H177ZM177 159H176V160H177ZM186 159H187V158H186ZM188 159H190V158H188ZM188 159H187V161L185 160V161H186V164H187V162H188ZM192 159H193V158H192ZM39 160H41V158H40ZM48 160H49V159H48ZM155 160H156V159H155ZM179 160H180V159H179ZM183 160H184V159H183ZM201 160H203V158H202ZM210 160H212V159H210ZM27 161H28V160H26L25 162H27ZM84 161H85V160H84ZM147 161H148V160H147ZM147 161H146V162H147ZM177 161H178V160H177ZM195 161H196V160H195ZM203 161H204V160H203ZM203 161H202V162H203ZM12 162H13V161H11V163H12ZM17 162H18L17 164H19V161H17ZM28 162H31V161H28ZM32 162H33V161H32ZM67 162H68V161H67ZM72 162H73V161H72ZM189 162H190V161H189ZM210 162H211V161H210ZM3 163H4V162H3ZM34 163H35V162H34ZM36 163H37V162H36ZM40 163H41V162H40ZM57 163H58V162H57ZM65 163H66V162H65ZM83 163H85V162H83ZM159 163H161V159H160V162H159ZM163 163H165V162L163 161ZM163 163H162V164H163ZM182 163H183V161H182ZM191 163H192V162H191ZM191 163H190V164H191ZM211 163H212V162H211ZM12 164H13V163H12ZM32 164H33V163H32ZM68 164H69V163H67V165H68ZM78 164H79V163H78ZM99 164H100V163H99ZM176 164H177V163H176ZM193 164H194V163H193ZM197 164H198V163H197ZM197 164H196V165H197ZM208 164H209V163H208ZM61 165H62V164H61ZM65 165H66V164H65ZM169 165H170V164H169ZM177 165H178V164H177ZM212 165H213V164H211V166H212ZM42 166H43V164H42ZM62 166H63V165H62ZM62 166H61V167H62ZM81 166H82V165H81ZM107 166H108V165H107ZM117 166H118V165H117ZM144 166H145V165H144ZM159 166H161V164H160ZM170 166H171V165H170ZM170 166H169V167H170ZM173 166H174V165H173ZM187 166H189V165H187ZM192 166H193V165H192ZM211 166H210V167H211ZM23 167H24V166H23ZM95 167H97V166H95ZM166 167H167V165H166ZM181 167H182V166H181ZM190 167H191V166H190ZM190 167H188V168H190ZM20 168H21V167H20ZM41 168H42V167H41ZM58 168H59V167H58ZM66 168H67V167H66ZM162 168H163V167H162ZM188 168L186 167V169H185V168H183V169L187 170ZM201 168H202V167H201ZM212 168H213V167H211V169H212ZM59 169H60V168H59ZM63 169H64V167H63ZM68 169H69V168H67V170H68ZM74 169H75V168H74ZM89 169H90V168H89ZM153 169H154V168H152V170H153ZM167 169H169V168L167 167ZM167 169H166V171H167ZM172 169H173V168H172ZM177 169H178V168H177ZM181 169H182V168H181ZM190 169H191V168H190ZM2 170H3V169H2ZM46 170H47V169H46ZM70 170H71V169H70ZM84 170H86V169H84ZM123 170H124V169H123ZM160 170H161V169H160ZM169 170H170V169H169ZM185 170H184V171H185ZM208 170H209V169H208ZM16 171H17V170H16ZM55 171H56V170H55ZM164 171H165V170H164ZM166 171H165V172H166ZM188 171H189V170H188ZM191 171L193 172V170H191ZM2 172H3V171H2ZM25 172H26V171H25ZM30 172H31V171H30ZM56 172H57V171H56ZM63 172H64V170H63ZM68 172H69V171H68ZM70 172H71V171H70ZM96 172H97V171H96ZM171 172H172V171H171ZM173 172H174V171H173ZM178 172H179V171H178ZM181 172H183V171H181ZM18 173H19V171H18ZM81 173H82V172H81ZM207 173L210 174L209 171H207ZM74 174H75V173H74ZM78 174H79V173H78ZM164 174H165V173H164ZM167 174H168V173H167ZM170 174H171V173H170ZM170 174H169V175H170ZM193 174H194V172H193ZM195 174H197V172H196ZM208 174H206V175H208ZM2 175H3V174H2ZM19 175H20V174H19ZM71 175H72V174H71ZM93 175H94V174H93ZM113 175H114V174H113ZM113 175H111V177H112ZM118 175H119V174H118ZM122 175H123V174H122ZM156 175H157V173H156ZM171 175H172V174H171ZM171 175H170L169 177H171ZM179 175H181V173H179ZM198 175H200V174H198ZM211 175H212V174H211ZM241 175H242V174H241ZM12 176H13V175H12ZM29 176H30V175H29ZM124 176L126 177L125 174H124ZM153 176H154V175H153ZM159 176H160V175H159ZM173 176H174V174H173ZM173 176H172L171 178H173ZM177 176H178V174H177ZM182 176H183V175H182ZM182 176H181V178H182ZM186 176H187V175H186ZM215 176H216V174H215ZM21 177H22V176H21ZM25 177H26V176H25ZM25 177H24V178H25ZM37 177H38V176H35L34 178H37ZM125 177H124V178H125ZM166 177H167V176H166ZM9 178H10V177H9ZM41 178H42V177H41ZM114 178H115V177H114ZM120 178H121V177H120ZM161 178H164V177L162 176ZM171 178H170V179H171ZM183 178H184V177H183ZM198 178H199V177H198ZM198 178L196 177L197 182H198V180H199ZM2 179H3V176H2ZM5 179H6V178H5ZM22 179H23V178H22ZM42 179H43V178H42ZM186 179H187V178H186ZM201 179H202V178H201ZM25 180H26V179H25ZM31 180H32V178H31ZM46 180H47V179H46ZM48 180H50V179H48ZM48 180H47V181H48ZM76 180H77V179H76ZM102 180H103V179H102ZM120 180H121V179H120ZM166 180H167V179H166ZM175 180H176V179H175ZM179 180H180V179H179ZM181 180H182V179H181ZM183 180H184V179H183ZM259 180H260V182H261V185H263L262 187H264V174H263V172H260V178H259ZM6 181H8V180H6ZM9 181H10V180H9ZM11 181H12V178H11ZM28 181H29V180H28ZM55 181H56V179H55ZM64 181H65V179H64ZM82 181H83V179H82ZM124 181L126 182V180H124ZM161 181H162V180H161ZM200 181H201V180H200ZM23 182H24V181H23ZM30 182H31V181H30ZM39 182H40V181H38L37 183L39 184ZM41 182H42V181H41ZM43 182H44V181H43ZM57 182H59V181H57ZM170 182H174V181H170ZM188 182H189V180H188ZM61 183H62V182H61ZM68 183H69V182H68ZM91 183H92V182H91ZM91 183H89V185H90ZM117 183H118V182H117ZM119 183H120V182H119ZM179 183H180V182H179ZM199 183H200V182H199ZM46 184H47V183H46ZM52 184H53V182H52ZM69 184H70V183H69ZM69 184H68V185H69ZM95 184H96V183H95ZM98 184H99V183H98ZM111 184L113 185V183H111ZM120 184H122V183H120ZM173 184H174V183H173ZM191 184H192V183H191ZM201 184L204 185V183H201ZM17 185H18V184H17ZM23 185H24V184H23ZM35 185H36V184H35ZM50 185H51V183H50ZM65 185H66V184H65ZM92 185H93V184H92ZM117 185H119V184H117ZM122 185H123V184H122ZM169 185H171V184H169ZM198 185H199V184H198ZM203 185H202V186H203ZM25 186H26V185H25ZM27 186L29 187V184H27ZM47 186H48V185H47ZM95 186H96V185H95ZM179 186H180V185H179ZM188 186H190L189 183H188ZM5 187H7V186H5ZM5 187H3V188L6 189ZM18 187H20V186H18ZM28 187H27V188H28ZM33 187H34V186H33ZM33 187H32V188H28V189L33 190L34 188H36V187H34V188H33ZM37 187H38V186H37ZM40 187H41V186H40ZM100 187H101V186H100ZM103 187H104V186H103ZM122 187H124V186H122ZM200 187H201V186H200ZM241 187H244V186L241 185ZM20 188H21V187H20ZM44 188L46 189L45 185H44ZM48 188H49V187H48ZM94 188H95V187H94ZM37 189H38V188H37ZM45 189H44V190H45ZM62 189H63V188H62ZM9 190H10V189H9ZM19 190H21V189H19ZM35 190H36V189H35ZM38 190H39V189H38ZM77 190H78V189H77ZM97 190H99V189H97ZM22 191H25V190H22ZM26 191H27V189H26ZM42 191H43V190H42ZM45 191H46V190H45ZM63 191H64V190H63ZM70 191H71V190H70ZM73 191H74V190H73ZM121 191H122V190H121ZM173 191H174V190H173ZM1 192H2V191H1ZM31 192H32V191H31ZM79 192H81V191H79ZM90 192H91V191H90ZM17 193H18V192H17ZM17 193H16V194H17ZM19 193H21V192H19ZM23 193H24V192H22V194H23ZM32 193H33V192H32ZM35 193H36V192H34L33 196L35 195ZM40 193H41V191L39 192V194H40ZM43 193H45V192H43ZM43 193H42V194H43ZM113 193H114V192H113ZM201 193H202V192H201ZM30 194H31V193H30ZM71 194H74V193H71ZM71 194H69V196H71ZM76 194H77V193H76ZM80 194H82V193H80ZM2 195H4V194H2ZM9 195H10V194H9ZM9 195H8V197H9ZM56 195H57V194H56ZM116 195H117V193H116ZM18 196H19V195H18ZM27 196H28V194H27ZM93 196H94V195H93ZM119 196H120V195H119ZM123 196H125V195H123ZM123 196H122V197H123ZM156 196H157V195H156ZM158 196H159V195H158ZM175 196H176V195H175ZM0 197H1V195H0ZM13 197H15V196H13ZM21 197H24V196H21ZM28 197H30V196H28ZM34 197H35V196H34ZM40 197H41V196H40ZM40 197H39V198H40ZM42 197H43V196H42ZM79 197H80V196H78V198H79ZM87 197H88V196H87ZM19 198H20V197H19ZM25 198H26V195H25ZM32 198H33V197H32ZM36 198H37V195H36L35 199H36ZM66 198H67V197H66ZM74 198H75V197H74ZM78 198H77V199H78ZM82 198H83V196H82ZM91 198H92V197H91ZM91 198H90V199H91ZM155 198H156V197H155ZM197 198H199V196H198ZM7 199H8V198H7ZM11 199H12V198H11ZM17 199H18V198H17ZM63 199H64V198H63ZM69 199H70V197H69ZM92 199H94V198H92ZM92 199H91V200H92ZM114 199H115V198H114ZM156 199H157V201L159 202L160 199H159V198H156ZM158 199H159V200H158ZM176 199H177V198H176ZM189 199H190V198H189ZM195 199H196V198H195ZM199 199H200V198H199ZM8 200H9V199H8ZM8 200H7V202H8ZM13 200H14V198H13ZM13 200H12V201H13ZM27 200H29V198H28ZM33 200H34V198H33ZM38 200H39V199H37V201H38ZM40 200H41V199H40ZM47 200H48V199H47ZM116 200H117V199H116ZM184 200H185V199H184ZM208 200H209V199H208ZM5 201H6V200H5ZM17 201H18V200H17ZM17 201H16V202H17ZM25 201H26V199H25ZM34 201H35V200H34ZM34 201H33V202H34ZM92 201H93V200H92ZM92 201H91V202H92ZM117 201H118V200H117ZM157 201H156V202H157ZM167 201H168V200H167ZM182 201H183V200H182ZM192 201H193V200H192ZM194 201H195V200H194ZM204 201H206V200H204ZM13 202H14V201H13ZM26 202H27V201H26ZM26 202H25L24 204H26ZM40 202H42V200H41ZM47 202H48V201H47ZM49 202H50V201H49ZM73 202H74V201H73ZM78 202H80V201H78ZM83 202L85 203V201H83ZM171 202H172V201H171ZM183 202H186V201H183ZM188 202H189V200H188ZM14 203H15V202H14ZM36 203H37V202H36ZM43 203H44V202H43ZM128 203H129V202H128ZM131 203L135 204L134 202H131ZM177 203H178V202H177ZM177 203H176V204H177ZM198 203H199V201H198ZM198 203H197V205H198ZM15 204H17V203H15ZM20 204H23V203H20ZM24 204H23V206H25ZM45 204H46V203H45ZM75 204H77V203H75ZM112 204H113V203H112ZM159 204H160V203H159ZM159 204H158V205H159ZM173 204H174V203H173ZM179 204H180V203H179ZM186 204H188V203H186ZM208 204H209V203H208ZM28 205L30 206V204H27L26 207H27ZM31 205H32V204H31ZM42 205H43V204H42ZM190 205H191V204H190ZM19 206H20V205H19ZM188 206H189V204H188ZM198 206H199V205H198ZM214 206H215V205H214ZM247 206H248V205H247ZM15 207H16V206H15ZM31 207H32V206H31ZM31 207L28 208V209L31 210ZM88 207H91V205L88 206ZM116 207H117V206H116ZM143 207H144V206H143ZM157 207H158V206H157ZM175 207H176V206H175ZM199 207H200V206H199ZM249 207H250V206H249ZM8 208H9V207H8ZM10 208H11V207H10ZM45 208H46V207H45ZM113 208L115 209V206H113ZM113 208H112V209H113ZM201 208H202V207H201ZM229 208H230V207H229ZM251 208H252V207H251ZM15 209H17V208H15ZM42 209H43V208H42ZM60 209H61V208H60ZM78 209H79V208H78ZM78 209H77V210H78ZM91 209H92V208H91ZM144 209H146V208H144ZM157 209H158V208H157ZM175 209H176V208H175ZM177 209H178V208H177ZM180 209H181V208H180ZM190 209H191V208H190ZM202 209H203V208H202ZM207 209H208V207H207ZM252 209H253V208H252ZM256 209H257V208H256ZM12 210H13V209H12ZM21 210H22V209H21ZM62 210H63V209H62ZM115 210H116V209H115ZM147 210H148V209H147ZM147 210H146V211H147ZM183 210H184V209H183ZM195 210H196V209H195ZM203 210H204V209H203ZM18 211H20V210L18 209ZM23 211H24V210H23ZM27 211H28V210H27ZM39 211H41V210H39ZM45 211H46V212H49V208H48V211H47L46 209H45ZM60 211H61V210H60ZM104 211H105V209H104ZM153 211H154V210H153ZM160 211H161V210H160ZM187 211H188V210H187ZM187 211H186V212H187ZM224 211H225V210H224ZM21 212H22V211H21ZM50 212H51V211H50ZM52 212H53V211H52ZM124 212L126 213L127 211H124ZM148 212H149V211H148ZM192 212H193V211H191V213H192ZM209 212H210V211H209ZM209 212L207 213V215L211 214V213L214 212V211H212L211 213H209ZM220 212H222V211H220ZM247 212H248V211H247ZM34 213H36V212H34ZM42 213H43V212H42ZM150 213H151V212H150ZM150 213H149V214H150ZM154 213H156V212H154ZM154 213H153V214H154ZM157 213H158V212H157ZM201 213H202V212H201ZM204 213H205V212H204ZM214 213H215V212H214ZM226 213H227V212H226ZM226 213H225V214H226ZM249 213H250V212H249ZM37 214H38V213H37ZM39 214H40V212H39ZM39 214H38V216H40ZM44 214L47 215L46 213H43V216H44ZM92 214H93V211H92ZM103 214H104V212H103ZM103 214H102V215H103ZM105 214H106V213H105ZM117 214H118V213H117ZM131 214H133V213L131 212ZM138 214H139V213H138ZM140 214H141L142 217H143V214H142V213H140ZM147 214H148V213H147ZM151 214H152V213H151ZM167 214H168V213H167ZM175 214H176V213H175ZM179 214H180V213H179ZM194 214H195V213H194ZM250 214H251V213H250ZM22 215H23V214H22ZM24 215H25V214H24ZM31 215H33V213H31ZM34 215H35V214H34ZM64 215H65V213H64ZM95 215H96V214H95ZM102 215H101V216H102ZM111 215H112V214H111ZM120 215H121V214H120ZM154 215H155V214H154ZM156 215H158V214H156ZM185 215H186V214H185ZM185 215H184V216H185ZM191 215H192V214H191ZM211 215H212V217H213V214H211ZM226 215H227V214H226ZM248 215H249V214H248ZM124 216L127 217V216H129V215H126V214H125ZM139 216H140V215H139ZM249 216H250V215H249ZM28 217H30V215H28ZM44 217H45V216H44ZM63 217H64V216H63ZM112 217H113V216H112ZM122 217H123V215H122ZM122 217H121V218H122ZM126 217H125V221H126ZM133 217H134V215H133ZM133 217H132V218H133ZM136 217H137V215H136ZM159 217H160V216H159ZM179 217H180V216H179ZM209 217H210V215H209ZM215 217H216V215H215ZM23 218H24V217H23ZM23 218L21 217V219H23ZM70 218H71V217H70ZM119 218H120V217H118V219H119ZM123 218H124V217H123ZM140 218H141V216H140ZM143 218H144V217H143ZM145 218H146V217H145ZM166 218H167V216H166ZM180 218H181V217H180ZM180 218H179V219H180ZM183 218H186V217H183ZM200 218H201V217H200ZM210 218H211V217H210ZM226 218H227V217H225V219H226ZM25 219H27V216H26ZM50 219H51V218H50ZM50 219H49V220H50ZM133 219H134L135 222L137 221V220H135V218H133ZM186 219H187V218H186ZM186 219H184V221H186ZM188 219H190V218H188ZM201 219H202V218H201ZM212 219H213V218H212ZM40 220H41V219H40ZM46 220H47V219H46ZM51 220H52V219H51ZM116 220H117V219H116ZM119 220H120V219H119ZM138 220H139V219H138ZM143 220H144V219H143ZM169 220H170V219H169ZM181 220H182V219H181ZM181 220H180V221H181ZM202 220H203V219H202ZM209 220H210V219H209ZM209 220H208V221H209ZM30 221H31V220H30ZM73 221H74V220H73ZM125 221H124V223H121V224L119 223L120 225L123 226V229H124V226H125L124 224H126ZM139 221H140V220H139ZM139 221H138V222H139ZM187 221H188V220H187ZM192 221H194V220H192ZM212 221H214V219H213ZM212 221H211V222H212ZM218 221H219V220H218ZM44 222L46 223V221H44ZM55 222H56V221H55ZM128 222H130V221H128ZM128 222H127V223H128ZM135 222H134V223H135ZM143 222H144V221H143ZM147 222H148V221H147ZM163 222H164V220H163ZM165 222H166V221H165ZM197 222H199V221H197ZM203 222H204V221H203ZM228 222H229V221H228ZM24 223H27V222H24ZM33 223H34V222H33ZM74 223H75V221H74ZM76 223H78V222H76ZM131 223H132V222H131ZM131 223H130V224H131ZM134 223H132L133 226H135ZM136 223H137V222H136ZM161 223H162V222H161ZM182 223H183V222H181L180 225H182ZM206 223H208V222H206ZM21 224H22V223H21ZM49 224H50V223H48V225H49ZM61 224H62V223H61ZM71 224H72V223H71ZM119 224H118V226H119ZM128 224H129V223H128ZM128 224H127V225H128ZM130 224H129V225H130ZM145 224H146V222H145ZM148 224H149V223H148ZM168 224H169V223H168ZM168 224H165V223H164V225H168ZM215 224H216V223H215ZM228 224H229V223H228ZM228 224H227V225H228ZM15 225H16V224H15ZM25 225H26V224H25ZM27 225H28V223H27ZM27 225H26V226H27ZM74 225H75V224H74ZM78 225H79V224H78ZM80 225H81V224H80ZM80 225L77 226V227H80ZM127 225H126V226H127ZM136 225H137V224H136ZM192 225L194 226V224H192ZM221 225H224V224L222 223V224H220V226L218 225L219 228L222 227ZM233 225H234V224H233ZM11 226H14V225H11ZM16 226H18V225H16ZM20 226H21V225H20ZM51 226H52V224H51ZM57 226H58V225H57ZM115 226H116V225H115ZM142 226H143V224H142ZM142 226H141V227H142ZM146 226H149V225H146ZM171 226H172V225H171ZM171 226H170V227H171ZM178 226H179V225H178ZM199 226H200V225H199ZM201 226H202V225H201ZM203 226H204V224H203ZM224 226H225V225H224ZM224 226H223V227H224ZM234 226H235V225H234ZM14 227H15V226H14ZM18 227H19V226H18ZM22 227H23V226H22ZM40 227H41V226H40ZM40 227L37 228V229L40 230V229H41ZM84 227H85V226H84ZM136 227L139 228V226H136ZM143 227H144V226H143ZM161 227H162V226H161ZM164 227H165V226H164ZM180 227H181V226H180ZM43 228H44V226H43ZM47 228H48V227H47ZM50 228H51V227H50ZM56 228H57V227H56ZM61 228H62V227H61ZM73 228H74V227H73ZM81 228H82V227H81ZM85 228H86V227H85ZM145 228H146V227H145ZM150 228H151V227H150ZM150 228H149V229H150ZM159 228H160V227H159ZM168 228H169V227H168ZM172 228H173V227H172ZM181 228H182V227H181ZM184 228H185V227H184ZM189 228H190V230H191V227H189ZM192 228H193V227H192ZM198 228H199V227H198ZM209 228H210V227H209ZM224 228H225V227H224ZM13 229H14V228H13ZM15 229H16V231L18 232L17 228H15ZM19 229H20V228H19ZM32 229H33V228H32ZM34 229H35V228H34ZM147 229H148V228H147ZM149 229H148V230H149ZM151 229H152V228H151ZM153 229H154V228H153ZM155 229H156V228H155ZM155 229L153 230V232H156V231H157V230L155 231ZM161 229H162V228H161ZM220 229H221V228H220ZM242 229H243V228H242ZM1 230H2V229H1ZM11 230H12V229H11ZM22 230H23V232H24V231H25L26 233L28 232V231L25 229V227H23ZM29 230H30V229H29ZM42 230H43V229H42ZM51 230H52V229H51ZM58 230H59V229H58ZM58 230H57V231H58ZM76 230H77V229H76ZM113 230H114V229H113ZM116 230H117V229H116ZM133 230H134V229H133ZM143 230H144V228H143ZM162 230H164V229H162ZM195 230H196V229H195ZM215 230H216V229L213 230V233H214ZM222 230H223V228H222ZM31 231H32V230H31ZM149 231H150V230H149ZM149 231H148V232H149ZM159 231H161V230H159ZM174 231H175V230H174ZM183 231H184V230H183ZM216 231H217V230H216ZM224 231H225V230H224ZM228 231H229V230H228ZM3 232H4V231H3ZM17 232H15V234H17ZM37 232H38V230H37ZM39 232H40V231H39ZM51 232H52V231H51ZM77 232H78V231H76V233H77ZM85 232H88V231L85 230ZM114 232H115V230H114ZM116 232H118V231H116ZM137 232H138V230H137ZM192 232H193V231H192ZM197 232H198V231H196L195 233H197ZM220 232H222V231H220ZM1 233H2V232H1ZM18 233H19V232H18ZM21 233H22V232H21ZM30 233H31V232H30ZM30 233H28V234H30ZM48 233H50V231H49ZM105 233H108V232H105ZM118 233H119V232H118ZM120 233H121V232H120ZM145 233H147V231H146ZM176 233H177V231H176ZM176 233H175V234H176ZM217 233H218V232H217ZM229 233H230V235H231L232 232H229ZM241 233H242V232H241ZM247 233H248V232H247ZM23 234H24V233H23ZM38 234H39V233H38ZM55 234H56V233H55ZM59 234H60V233H59ZM109 234H110V233H109ZM109 234H108V235H109ZM162 234L164 235L163 231H162ZM234 234H235V233H234ZM252 234H253V233H252ZM18 235H19V234H18ZM20 235H21V234H20ZM25 235H26V234H25ZM33 235H35V234H33ZM46 235L49 236V234H46ZM50 235H51V236H54V235H52V234H50ZM74 235H75V234H74ZM105 235H107V234H105ZM111 235H112V234H111ZM135 235H136V234H135ZM140 235H142V234H140ZM140 235H139V237H141ZM151 235H152V233H151ZM165 235H167V234H165ZM202 235H203V234H202ZM206 235H207V234H206ZM213 235H214V234H212V236H213ZM226 235H227V233H226ZM228 235H229V234H228ZM16 236H17V235H16ZM21 236H22V238H23L24 235H21ZM38 236H39V235H38ZM41 236H42V235L40 234L39 237H41ZM43 236H44V233H43ZM56 236H57V234H56ZM96 236L99 237L100 235H96ZM114 236H115V235H114ZM117 236H119V235H117ZM117 236H115V237H117ZM144 236H145V235H144ZM245 236H246V235H245ZM253 236H254V234H253ZM34 237H35V236H34ZM34 237H33V238H34ZM44 237H45V236H44ZM59 237H60V236H59ZM62 237H63V236H62ZM105 237H106V236H105ZM107 237L109 238V236H107ZM112 237H113V235H112ZM115 237H114V238H115ZM149 237H150V235H149ZM167 237H168V236H167ZM169 237H170V236H169ZM169 237H168V239H170ZM184 237H185V235H184ZM246 237H247V236H246ZM246 237H245V238H246ZM42 238H43V237H42ZM42 238H41V239H42ZM53 238H54V237H52V239H53ZM93 238H94V237H93ZM95 238H96V237H95ZM101 238H102V237H100V240H101ZM108 238H107V240H108ZM114 238H113V239H114ZM121 238H122V237H121ZM127 238H128V237H127ZM127 238H126V239H127ZM137 238H138V237H137ZM163 238H164V237H163ZM185 238H186V237H185ZM219 238H221V236H220ZM223 238H224V237H223ZM227 238H228V237H227ZM243 238H244V237H243ZM44 239L46 240V238H44ZM52 239H49V240L52 241ZM66 239H67V238H66ZM72 239H73V236H72ZM87 239H88V238H87ZM122 239H123V238H122ZM133 239H134V238H133ZM133 239H132V240H133ZM144 239H148V238H144ZM161 239H162V236H161ZM161 239H160V240H161ZM182 239H183V238H182ZM202 239H203V238H202ZM224 239H225V238H224ZM251 239H253V238H251ZM22 240H23V239H22ZM55 240H56V239H55ZM96 240H97V239H96ZM98 240H99V239H98ZM100 240H99V242L101 243ZM139 240H140V238H139ZM139 240H138V241H139ZM199 240H200V237H199ZM213 240H216V239H213ZM218 240H219V239H218ZM10 241H11V240H10ZM28 241H29V240H28ZM40 241H41V240H40ZM43 241H44V240H43ZM43 241H41V242H43ZM47 241H48V240H46V242H47ZM85 241H86V240H85ZM88 241H89V240H88ZM91 241H92V239H91ZM115 241H116V240H115ZM121 241L123 242V240H121ZM125 241H126V240H125ZM125 241H124L123 243H125ZM149 241H150V240H149ZM152 241H154V240H152ZM165 241H166V239H165ZM169 241H172V239L169 240ZM186 241H187V239H186ZM200 241H201V240H200ZM210 241H211V240H210ZM222 241H224V240H222ZM233 241H234V240H233ZM2 242H3V241H2ZM89 242H90V241H89ZM92 242H93V241H92ZM107 242H108V241H106L105 244H106ZM109 242H110V241H109ZM119 242H120V241H119ZM122 242H121V243H122ZM133 242H134V241H133ZM143 242H144V241H143ZM158 242H159V241H158ZM166 242H167V241H166ZM177 242H178V241H177ZM244 242H245V241H244ZM244 242H243V243H244ZM252 242H253V241H252ZM263 242H264V240H263ZM3 243H4V242H3ZM5 243H6V242H5ZM5 243H4L3 245H8V241H7V244H5ZM32 243H34V239H33V242H32ZM50 243H51V242H50ZM55 243H56V242H55ZM100 243H98V245H100ZM103 243H104V241H103ZM128 243H129V242H128ZM140 243H141V242H140ZM148 243H149V242H148ZM169 243H171V242H169ZM169 243H168V244H169ZM183 243H185V241H184V242L182 241V244H183ZM187 243H188V242H187ZM189 243H190V242H189ZM211 243H212V241H211ZM42 244H44V243H42ZM46 244L48 245L49 243H46ZM89 244H90V243H89ZM89 244H88V245H89ZM93 244H94V243H93ZM95 244H96V243H95ZM109 244H110V243H109ZM130 244H131V243H130ZM135 244H136V243H135ZM150 244H151V243H150ZM166 244H167V243H166ZM185 244H186V243H185ZM21 245H22V244H21ZM34 245H35V244H34ZM68 245H69V244H68ZM71 245H72V244H71ZM90 245H92V244H90ZM117 245H119V244L117 243L116 246H117ZM123 245H124V244H123ZM131 245H132V244H131ZM143 245H144V243H143ZM172 245H173V244H172ZM174 245H175V244H174ZM178 245L180 246L181 243L178 244ZM198 245H199V244H198ZM205 245H206V244H205ZM1 246H2V244H1ZM10 246H11V243H10ZM45 246H46V245H45ZM48 246H49V245H48ZM94 246H96V245H94ZM121 246H122V244H121ZM125 246H126V245H125ZM167 246H168V245H167ZM217 246H218V245H217ZM260 246H261V245H260ZM3 247H5V246H3ZM19 247H21L20 244H19ZM40 247H41V246H40ZM51 247H52V246H51ZM84 247H85V246H84ZM84 247H83V248H84ZM86 247H87V246H86ZM86 247H85V248H86ZM91 247H92V246H91ZM148 247H149V245H148ZM158 247H159V250L164 251L163 249H161L162 246H158ZM158 247L156 246V248H158ZM168 247H169V246H168ZM170 247H171V246H170ZM172 247H173V246H172ZM181 247H183V245H182ZM193 247H194V245H193ZM196 247H197V246H196ZM196 247H195V248H196ZM213 247H214V246H213ZM0 248H1V247H0ZM6 248H7V246H6ZM6 248H5V249H6ZM8 248H10V247H8ZM8 248H7V249H8ZM13 248H14V246H13ZM44 248H45V247H44ZM66 248H67V247H66ZM74 248H75V247H74ZM77 248H78V247H77ZM85 248H84V249H85ZM87 248H89V247H87ZM101 248H102V247H101ZM108 248H109V247H108ZM113 248H114V246H113ZM115 248H116V247H115ZM127 248H128V246H127L126 248H124V249H127ZM145 248H147V247H145ZM151 248H153V247H151ZM163 248H164V247H163ZM5 249H4V250H5ZM21 249H22V247H21ZM27 249H28V248H27ZM41 249H42V248H41ZM81 249H82V248H81ZM96 249H97V248H96ZM104 249H105V248H104ZM124 249H123V250H124ZM153 249L156 250L155 248H153ZM165 249H166V248H165ZM169 249H171V248H169ZM172 249H173V248H172ZM183 249H184V248H183ZM196 249L198 250V247H197ZM228 249H229V248H228ZM236 249H237V248H236ZM11 250H12V249H11ZM42 250H44V249H42ZM46 250H47V249L45 248V251H46ZM56 250H57V247H56ZM75 250H76V249H75ZM105 250H106V249H105ZM120 250H122V249H120ZM129 250H130V249H129ZM205 250H206V249H205ZM209 250H210V249H209ZM8 251H9V250H8ZM29 251H30V250H29ZM32 251H33V252H32ZM32 251H30V253H31V252H32V253H36L34 250H32ZM36 251H37V249H36ZM48 251H49V250H48ZM67 251H68V248H67ZM88 251H89V250H88ZM90 251H91V250H90ZM94 251H95V250H94ZM94 251H91L90 253L93 252V254H94ZM102 251H103V250H102ZM110 251H111V250H110ZM116 251H117V250H116ZM127 251H128V249H127ZM127 251H126V253H127ZM141 251H142V250H141ZM147 251H148V249H147ZM169 251H170V250H169ZM183 251H184V250H183ZM199 251L201 252V249H200ZM230 251H231V250H230ZM238 251H239V250H238ZM39 252H40V251H39ZM41 252H42V251H41ZM41 252L39 253L40 255H41ZM46 252H47V251H46ZM51 252H52V251H51ZM74 252H75V251H74ZM81 252H82V251H81ZM104 252H106V251H104ZM114 252H115V250H114ZM131 252H132V251H131ZM133 252H135V251H133ZM152 252H153V251H152ZM156 252H157V250H156ZM164 252H165V251H164ZM171 252L173 253V251H171ZM18 253H19V252H18ZM20 253H21V252H20ZM43 253H45V252L43 251ZM49 253H50V252H49ZM87 253H88V252H87ZM90 253H89V255H90ZM100 253H101V252H100ZM108 253H109V250H108ZM110 253H112V252H110ZM110 253H109V254H110ZM122 253H123V252H122ZM128 253H129V252H128ZM144 253H146V251H145ZM166 253H167V252H166ZM174 253H175V252H174ZM174 253H173V255H174ZM192 253H193V252H192ZM202 253H203V252H202ZM226 253H227V252H226ZM228 253H229V252H228ZM249 253H250V252H249ZM255 253H257V252H255ZM1 254H2V253H0V255H1ZM39 254H38V257H40ZM83 254H84V252H83ZM101 254H106V253H101ZM101 254H100V255H101ZM114 254H115V253H114ZM114 254H111V255H114ZM117 254H118V253H117ZM124 254H125V253H124ZM129 254H130V253H129ZM140 254L142 255V253H140ZM147 254H149V252H148ZM179 254H180V253H179ZM210 254H211V253H210ZM216 254H217V253H216ZM34 255H36V254H34ZM42 255H43V254H42ZM42 255H41V256H42ZM59 255H60V254H59ZM59 255H58V256H59ZM79 255H80V254H79ZM84 255H85V254H84ZM131 255L133 256L132 253H131ZM136 255H137V254H136ZM136 255H135V256H136ZM151 255H152V254L150 253V256H151ZM161 255H162V254H161ZM164 255H165V254H164ZM166 255H168V254H166ZM180 255H183V254H180ZM197 255H198V254H197ZM229 255H230V254H229ZM229 255H228V256H229ZM248 255H249V254H248ZM256 255H257V254H256ZM20 256H21V255H20ZM28 256H29V254H28ZM36 256H37V255H36ZM44 256H45V255H44ZM95 256H97V255L94 254V257H95ZM101 256H102V255H101ZM101 256H100V257H101ZM123 256H124V255H123ZM128 256H129V255H128ZM143 256H145V255H143ZM146 256H147V255H146ZM169 256H170V255H169ZM176 256H177V255H176ZM176 256H175V258H176ZM194 256H195V255H194ZM207 256H208V255H207ZM1 257H3V256L1 255ZM5 257H6V256H5ZM26 257H27V256H26ZM26 257H24V258H26ZM33 257H34V256H33ZM38 257H37V258H38ZM51 257L53 258L52 255H51ZM94 257H93V258H94ZM97 257H98V256H97ZM100 257H99V259H100ZM106 257H109V256L106 255ZM126 257H127V256H126ZM126 257H125V258H126ZM139 257H140V256H139ZM139 257H138V258H139ZM156 257H157V255H156ZM165 257H166V256H165ZM202 257H203V255H202ZM29 258H30V257H29ZM35 258H36V257H35ZM42 258H43V257H42ZM48 258H49V257H48ZM52 258H51V260H52ZM55 258H56V257H55ZM73 258H74V257H73ZM73 258H71V259H73ZM111 258H112V257H111ZM113 258H114V256H113ZM123 258H124V257H123ZM128 258H129V257H128ZM133 258H134V257H133ZM142 258H143V257H142ZM178 258H179V257H178ZM194 258H195V257H194ZM200 258H201V257H200ZM208 258H209V257H208ZM228 258L230 259L231 257H228ZM0 259H1V258H0ZM69 259H70V258H69ZM71 259H70V260H71ZM102 259H103V258H102ZM157 259H158V258H157ZM157 259H156V260H157ZM165 259H166V258H165ZM168 259H169V258H168ZM180 259L182 260L181 257H180ZM183 259H184V258H183ZM188 259H189V258H188ZM201 259H202V258H201ZM201 259H199V260H201ZM204 259H205V258H204ZM30 260H31V258L29 259V261H30ZM36 260H37V259H36ZM44 260H45V259H44ZM49 260H50V259H49ZM49 260H47V263H48ZM60 260H62V259H60ZM94 260H95V259H94ZM103 260H104V259H103ZM107 260H108V259H107ZM120 260H121V259H120ZM126 260H127V259H125V261H126ZM128 260H133L132 262L135 261L134 259H130V258H129ZM128 260H127V261H128ZM141 260H142V259H141ZM143 260H144V258H143ZM146 260H147V259H146ZM154 260H155V259H154ZM158 260H159V259H158ZM158 260H157V261H158ZM166 260H167V259H166ZM197 260H198V259H197ZM208 260H211V259H208ZM239 260H240V259H239ZM13 261H15V260H13ZM19 261H20V260H19ZM40 261H41V260H40ZM57 261H59V260H57ZM72 261L74 262V260H72ZM80 261H81V260H80ZM82 261H84V260H82ZM85 261H86V260H85ZM85 261H84V262H85ZM108 261H109V260H108ZM108 261H107V262H108ZM122 261H123V259H122ZM125 261H124V262H125ZM148 261H149V263H150V260H148ZM157 261H156V262H157ZM172 261H173V260H171V262H172ZM187 261H188V260H187ZM191 261H192V260H191ZM227 261H228V259H227ZM6 262H7V261H6ZM8 262H9V261H8ZM8 262H7V263H8ZM41 262H42V261H41ZM43 262H44V261H43ZM53 262H55V261H52V264H53ZM67 262H68V260H67ZM93 262H94V261H93ZM93 262H92V263H93ZM109 262H110V261H109ZM128 262H129V261H128ZM136 262H138V261H136ZM140 262H141V261H140ZM165 262H166V261H165ZM18 263H19V262H18ZM21 263H22V262H21ZM21 263H20V264H21ZM39 263H40V262H39ZM49 263H50V262H49ZM76 263H77V262H76ZM90 263H91V262H90ZM92 263H91V264H92ZM97 263H98V261H97ZM97 263H96V264H97ZM166 263H167V262H166ZM178 263H179V262H178ZM193 263H194V262H193ZM12 264H13V263H12ZM23 264H26V263H23ZM44 264H45V263H44ZM73 264H74V263H73ZM84 264H85V263H84ZM93 264H95V263H93ZM105 264H106V263H105ZM109 264H110V263H109ZM112 264H113V263H112ZM116 264H117V263H116ZM119 264H120V261H119ZM127 264H128V263H127ZM135 264H136V263H135ZM144 264H146V263H144ZM164 264H165V263H164ZM188 264H189V263H188ZM198 264H199V263H198ZM212 264H213V262H212ZM259 264H260V263H259Z\"/></svg>",
  "mask_w": 264,
  "mask_h": 264
}]
</instances>
